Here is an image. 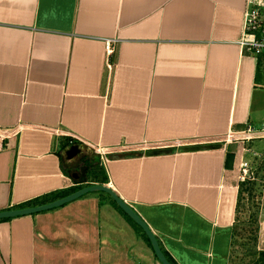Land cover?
<instances>
[{
    "label": "crops",
    "instance_id": "1",
    "mask_svg": "<svg viewBox=\"0 0 264 264\" xmlns=\"http://www.w3.org/2000/svg\"><path fill=\"white\" fill-rule=\"evenodd\" d=\"M248 1L0 0V210L82 182L80 160L105 152V185L177 264H232L229 135L264 128V53L239 43ZM113 200L0 221V264H161Z\"/></svg>",
    "mask_w": 264,
    "mask_h": 264
},
{
    "label": "rangeland",
    "instance_id": "2",
    "mask_svg": "<svg viewBox=\"0 0 264 264\" xmlns=\"http://www.w3.org/2000/svg\"><path fill=\"white\" fill-rule=\"evenodd\" d=\"M257 126L252 132L247 131L242 138L232 141L238 145V162L235 168L240 183H246L232 247V264H252L251 248L264 250V128ZM237 136V135H236ZM80 160V166L83 164ZM81 170V169H80ZM255 184V188L253 187ZM258 225V240L251 239ZM245 243V244H244Z\"/></svg>",
    "mask_w": 264,
    "mask_h": 264
},
{
    "label": "water",
    "instance_id": "3",
    "mask_svg": "<svg viewBox=\"0 0 264 264\" xmlns=\"http://www.w3.org/2000/svg\"><path fill=\"white\" fill-rule=\"evenodd\" d=\"M79 153H80V148L78 145L72 146L70 150L67 151V155L69 159H72ZM75 176L78 177L77 174H75ZM92 192L108 193L120 206V208H122V210L126 214H128L144 230L145 234L148 236V238L151 241L153 250L159 262L161 264H174L166 256L165 252L163 251L160 245L158 237L152 231V229L146 223V221L136 212V210L132 206L127 204L110 186H107L105 184L95 183V184L85 185L66 196L36 206L18 207V208L0 210V220L11 219L14 217H19L24 215L37 214L40 212L59 208Z\"/></svg>",
    "mask_w": 264,
    "mask_h": 264
},
{
    "label": "trees",
    "instance_id": "4",
    "mask_svg": "<svg viewBox=\"0 0 264 264\" xmlns=\"http://www.w3.org/2000/svg\"><path fill=\"white\" fill-rule=\"evenodd\" d=\"M77 143L78 142H76L72 138L66 137V138H63V140L61 142V146H62V148H66L69 146H73ZM234 159H235V153L234 152H228L227 160H226V166L228 168H232ZM81 161H82L81 163L84 166L83 168H85V173H86V176L82 182H78L79 184L77 183L76 185H73L69 188L56 190V191H53V192L46 194L44 196L35 198L33 200L26 201V202L20 204L18 207H29V206H36V205L44 204V203L53 201L55 199H58L60 197L66 196V195L74 192L75 190H77V189H79L85 185H90V184H95V183H99V184L108 183L109 177H108V174H107L105 167L101 164L100 159L90 160L88 157H83ZM246 185H247L246 183L242 182V183H240V186H239L238 213H239L240 201L242 199V193H244V189H245ZM253 187L255 188V184H253ZM113 203L115 206L120 208L119 205L114 200H113ZM124 214L134 224L137 225V223L131 217H129L125 212H124ZM4 220H9V219H4ZM4 220H0V221H4ZM236 223H237V221H236ZM137 226L140 230H142V228L139 225H137ZM235 227H236V224L234 226V229H235ZM254 231H255V233L252 234L251 239L254 241V243H256V241L258 240V236H257L258 225L256 226ZM144 236H145L146 240L149 242V244L152 246L150 239L148 238V236L145 233H144ZM233 240H234V238H233ZM165 254L171 262H173L174 264H177L174 261V259L171 258V256H169V254H167L166 252H165ZM250 254L252 257V259H251L252 264H264V250L258 251L257 249H255V246H254L253 248H251Z\"/></svg>",
    "mask_w": 264,
    "mask_h": 264
},
{
    "label": "built area",
    "instance_id": "5",
    "mask_svg": "<svg viewBox=\"0 0 264 264\" xmlns=\"http://www.w3.org/2000/svg\"><path fill=\"white\" fill-rule=\"evenodd\" d=\"M242 50L253 55L264 53V0H249L244 10V30L240 39ZM108 52L111 54L113 49L108 45ZM254 129L249 127L247 130L239 133H230V141H235L237 138H242L247 131L252 132ZM11 133L10 130L0 129V141L4 135ZM237 135V136H236ZM101 154V160L105 164L108 160V154Z\"/></svg>",
    "mask_w": 264,
    "mask_h": 264
}]
</instances>
